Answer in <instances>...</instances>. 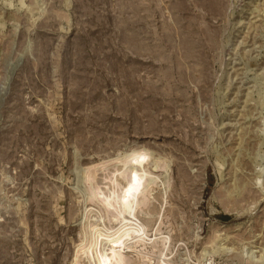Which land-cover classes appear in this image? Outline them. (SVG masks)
Wrapping results in <instances>:
<instances>
[{
	"label": "rangeland",
	"instance_id": "obj_1",
	"mask_svg": "<svg viewBox=\"0 0 264 264\" xmlns=\"http://www.w3.org/2000/svg\"><path fill=\"white\" fill-rule=\"evenodd\" d=\"M115 238L264 264V0H0V264Z\"/></svg>",
	"mask_w": 264,
	"mask_h": 264
},
{
	"label": "bare ground",
	"instance_id": "obj_2",
	"mask_svg": "<svg viewBox=\"0 0 264 264\" xmlns=\"http://www.w3.org/2000/svg\"><path fill=\"white\" fill-rule=\"evenodd\" d=\"M119 162V161H118ZM141 176V175H140ZM105 186V185H104ZM112 190V189H111ZM116 190V189H115ZM113 191V190H112ZM108 193V192H107ZM116 195V194H115ZM107 198V197H106ZM109 199V198H108ZM107 199V200H108ZM107 200H104V202L105 201H107ZM109 200H111V199H109ZM107 201L106 203H104V209H107L108 211L112 208V206L114 207V205H113V203L111 202V201ZM116 208V207H115ZM113 209V208H112ZM113 211V210H112ZM117 213V212H116ZM118 214V213H117ZM126 234H128V233H126ZM129 235H131V234H129ZM132 236V235H131ZM129 238V237H128ZM132 239V238H131ZM96 240V239H95ZM133 240V239H132ZM97 242V241H96ZM108 242V245H110L109 247V251H110V253H109V255H108V257L106 258V260H101V261H99V264H123V263H125V259H126V257L124 256L126 253V251L124 252V251H122L121 250V246H120V244L121 243H125L126 241H124V242H121L120 241V239L119 238H115V239H112V240H109V241H107ZM94 245H95V241H94V243H93ZM97 244V243H96ZM93 246V245H92ZM120 246V247H119ZM129 249V248H128ZM127 253H130V252H127ZM105 255V254H104ZM106 256V255H105Z\"/></svg>",
	"mask_w": 264,
	"mask_h": 264
}]
</instances>
